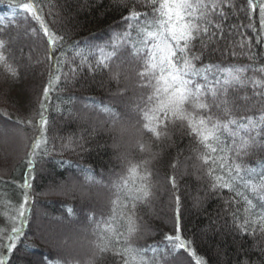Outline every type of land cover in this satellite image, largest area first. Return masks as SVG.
Masks as SVG:
<instances>
[{
    "label": "trees",
    "instance_id": "1",
    "mask_svg": "<svg viewBox=\"0 0 264 264\" xmlns=\"http://www.w3.org/2000/svg\"><path fill=\"white\" fill-rule=\"evenodd\" d=\"M19 2L27 0H15ZM40 3L46 14L51 13L46 18L50 22L55 19L56 29L65 36V66L61 72L79 67L75 76L69 74L67 80L61 77L46 102L48 154L29 157L31 143L37 135L35 123L29 126L18 120L38 119L32 114L38 112L49 79L47 45L31 33L35 22L16 8L13 0H0V38L7 42L9 63L17 70V75L12 76L0 64V128H4V132L0 131V230L5 225L10 229L7 217L18 207L28 159L33 160L35 169L28 177L32 187L27 222L14 253H5L6 264H87L89 260L93 264H122L115 255L116 245L112 251L95 257L93 252L100 237L110 235L111 229L126 231L125 220L110 219L111 201L116 199L114 184L126 174L128 162L150 156L149 152H141L138 141L150 146L151 153L159 154L152 165L156 173L152 195L137 204L135 220L139 230L132 237L133 247L146 250V260L178 264L186 257L184 264L188 260L195 264L186 250L169 255L165 261L162 245L157 243L174 230L176 205L167 177L175 174L183 234L194 242L192 247L197 255L203 256L206 264H264V234L259 231L253 234L251 229L241 234L236 228L232 217L236 205L231 204L235 194L227 189H213L208 179L197 171L194 167L197 162L189 159L197 148L192 138L180 128H172L168 139L154 143L149 135L141 136L138 132L136 108L139 98L148 90L139 87L140 62L132 55L136 31L129 29L128 23L135 25L136 21L126 23L123 17L133 8L150 12L147 0H40ZM230 3L233 7L220 3L217 9V13L222 9L226 18L210 15L212 23L207 25L210 31L203 37L207 47L197 40L194 51L204 53V64L244 69L242 78L247 83L230 89V97L237 100L233 115L258 119L264 115V95L255 94L264 93V73L258 71L264 65V43L260 42L264 37L258 38L256 32L258 10L253 14L247 8V0H230ZM249 24L255 27H248ZM215 25H220L223 32ZM126 31L132 33L129 43L117 49L118 58L110 61V69L99 66L100 49L105 53L112 51L116 34ZM117 72L119 75L114 78ZM135 72L136 80L130 79L128 74ZM254 79L261 80L259 88H253ZM137 93L141 95L132 103L134 122L122 124L126 116L124 106ZM80 103L82 113L77 110ZM105 106L117 115L103 111ZM6 128L15 131L9 134ZM69 141L70 147H62ZM227 143H231L230 137ZM177 159L180 163L173 173L169 165ZM244 162L259 171L264 150L253 149ZM72 185H75L72 191H61V186ZM238 190L253 200L257 205L253 212H258L259 201L242 187ZM235 199L240 201L243 218L247 205L242 198ZM52 221L55 225L69 224L53 229ZM6 238V232L0 231V244ZM149 245L152 249H148ZM123 246L121 240L119 247ZM158 248L160 251H155Z\"/></svg>",
    "mask_w": 264,
    "mask_h": 264
},
{
    "label": "snow or ice",
    "instance_id": "2",
    "mask_svg": "<svg viewBox=\"0 0 264 264\" xmlns=\"http://www.w3.org/2000/svg\"><path fill=\"white\" fill-rule=\"evenodd\" d=\"M13 3L35 22L31 33L47 45L49 79L43 88L38 112L32 114L38 116V119L35 122L32 118L18 120L20 124L29 126L35 123L37 135L31 143L28 156L33 157L38 153L47 155L49 147L46 132L49 120L45 114L46 102L50 93L60 83L61 77L67 80L69 74L75 76L79 66L70 67L68 73L61 72L65 66V36L59 34L56 29L55 19L50 22L46 18L51 13H45L40 0L19 3L13 0ZM220 3L233 7L230 0H147L150 12L133 8L123 17L126 23L136 21L135 25L128 23V28L136 31V39L131 44L134 49L132 55L140 62V70L137 73L139 87L148 90L146 95H141L136 108L138 132L141 136L149 135L154 143H163L169 138L170 129L183 130L197 145V148L193 149L196 154L189 158L197 162L194 164L197 171L208 179L213 189H227L233 192L235 197L245 201L247 206L243 210V218L240 216V201L235 197L231 201V204L236 205V210L232 213L236 228L241 234L249 229L253 234L257 231L264 234V162H261L259 171L244 162V158L251 155L253 149L264 150V115L258 119L247 115L234 116L233 110L237 100L230 97V89L236 84L247 83L242 78L244 69L204 64V53L194 51L197 40L202 47H207L203 37L210 31L207 26L212 23L210 15L219 14L226 18L222 9L217 13ZM247 8L253 14L258 10L257 37H264V0H247ZM215 27L223 32L220 25ZM248 27L255 25L249 24ZM131 35V31L122 35L116 34L112 41V51L105 53L101 48L102 58L97 64L110 69V61L118 58L117 49L128 44ZM212 35L214 36L215 32ZM260 42L264 43V39ZM57 52L59 55H56ZM232 55L235 56L236 53L232 52ZM249 58L254 59L251 56ZM0 64H3L5 71L12 76L17 75V70L9 63L7 42L2 38ZM258 71L264 73V65H261ZM118 75V72L114 73L113 77L117 78ZM261 83V80H252L254 89L259 88ZM255 94L264 95L259 92ZM103 111L117 115L108 106H105ZM229 137L231 143H227ZM138 145L141 152H149L150 156L147 159L128 162L126 174L121 175L114 184L116 199L111 201L113 208L110 219L119 217L125 220L126 231L111 229L110 235H102L95 245L93 257L112 251L116 245L115 255L120 258L122 264H159V260H146V250L133 247L132 244V237L139 230L135 220L137 204L152 195V179L156 174L152 165L159 157L158 153H151L150 146L146 147L141 141H138ZM70 146L71 141L62 145L64 148ZM26 163L27 171L24 173L25 178L21 185L23 192L18 198V207L7 217L11 224L10 229L5 225V229L0 230L6 232L7 237L0 244V264H6L5 253L13 254L18 247L20 236L23 235V226L27 222V205L31 199L29 189L32 187L28 177L35 169L31 158ZM179 163L177 159L169 165L173 173ZM167 180L173 190L176 215L173 232L166 233L163 241L157 242L162 245L164 251L162 259L167 261L169 255L175 256L178 252L186 250L187 255L195 259V264H206L205 258L197 255V250L192 247L194 242L183 234L177 176L173 174L168 176ZM241 187L259 201L258 212H253L257 208L253 200L249 199L244 191L238 190ZM74 188L75 185L61 186V191L68 192ZM121 240L125 245L123 247H119ZM148 249H152V246L149 245ZM184 259L186 257L178 261V264H184ZM87 264H93V261L89 260ZM187 264H191V261L188 260Z\"/></svg>",
    "mask_w": 264,
    "mask_h": 264
},
{
    "label": "rangeland",
    "instance_id": "3",
    "mask_svg": "<svg viewBox=\"0 0 264 264\" xmlns=\"http://www.w3.org/2000/svg\"><path fill=\"white\" fill-rule=\"evenodd\" d=\"M24 46V45H23ZM124 50V49H123ZM127 58V57H126ZM124 60H126L125 58H124ZM125 64H126V62H124ZM131 63V62H130ZM127 65V67H128V65L129 64H126ZM130 67H131V65H129ZM129 70V69H128ZM127 70V71H128ZM128 76H130L131 78L130 79H135L136 80V72L134 73V74H131V75H129L128 74ZM141 94H136V95H133V96H131L130 97V99L128 100V102L129 101H132L131 103H129V104H126V106H124V114L126 115L125 117H123L122 118V124H128V123H132V122H134V119H133V114H134V111H135V109H134V105L132 104V103H134V101H135V99L138 97V96H140ZM136 97V98H135ZM138 99V98H137ZM83 105H82V103H80L79 105H78V108H77V110L79 111L78 113H82L83 111ZM2 129H4V128H0V131H2V132H4ZM8 132L9 134L12 132V131H15V129H12L11 131H10V129L9 128H6L5 129V132ZM12 135V134H11ZM15 136H17V135H15ZM14 136V137H15ZM53 217V216H52ZM59 216L57 215V217L56 216H54L53 218L55 219V218H58ZM53 219V220H54ZM60 221V220H59ZM51 223V225H52V227H53V229L54 228H57V229H61L62 228V226L64 227H67V224H69V223H65V222H61L60 223V225H55L54 224V221H52V222H50ZM63 224V225H62ZM50 234H52L51 232H50Z\"/></svg>",
    "mask_w": 264,
    "mask_h": 264
}]
</instances>
